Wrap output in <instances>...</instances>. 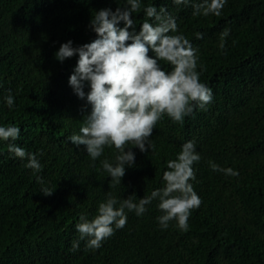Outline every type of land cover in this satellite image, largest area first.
Masks as SVG:
<instances>
[{
    "label": "trees",
    "instance_id": "obj_1",
    "mask_svg": "<svg viewBox=\"0 0 264 264\" xmlns=\"http://www.w3.org/2000/svg\"><path fill=\"white\" fill-rule=\"evenodd\" d=\"M143 3L176 17L178 31L197 49L200 82L213 100L182 123L159 120L150 137L154 151L133 148L136 166L113 184L101 161L114 162V148L106 146L93 162L83 146L67 142L90 109L68 85L77 58L61 64L54 53L68 40L79 46L95 39L90 17L115 10V0H0V124L20 128L16 143L37 154L44 182L0 142V264H264V0H227L219 16H193L190 5L172 0ZM133 16L139 29L143 11ZM9 90L11 110L3 102ZM187 141L201 157L189 181L201 204L187 232L175 220L161 229L153 200L141 216L127 212L125 226L100 248L86 250L81 241L71 251L82 214L94 218L109 193L138 202L162 187L166 162ZM209 161L238 174L214 172ZM42 186L53 194L44 196Z\"/></svg>",
    "mask_w": 264,
    "mask_h": 264
},
{
    "label": "clouds",
    "instance_id": "obj_2",
    "mask_svg": "<svg viewBox=\"0 0 264 264\" xmlns=\"http://www.w3.org/2000/svg\"><path fill=\"white\" fill-rule=\"evenodd\" d=\"M117 7H104L90 17L87 28L95 39L79 46L72 40L61 43L54 58L61 64L67 59L77 58L68 78L73 94L85 102L90 111L78 133L67 137L77 148L83 150L95 162L104 153L105 147L116 150L114 162L101 161L104 172L113 184H121L126 170L135 167V152L154 151L150 137L159 120L165 115L173 122H183L195 109L205 110L213 100L212 89L200 82L197 71L198 55L190 40L178 31L176 17L161 6L144 5L143 0H115ZM176 6H191L193 16H219L227 0H172ZM143 11L145 19L139 25L134 13ZM228 29L221 33L219 47L224 49V38ZM202 39L201 33H196ZM164 62L171 67L165 71ZM201 71L203 66L201 65ZM4 105L11 110L14 96L9 90L3 97ZM20 128L14 124H0V142H5L13 158L26 161L37 182L43 185L38 175L42 165L37 154L27 152L16 141ZM201 157L193 141L181 145L175 159L166 162L163 186L138 199L118 200L111 193L99 203L97 215L91 220L86 215L79 217L75 225L79 239L72 242L71 251L79 249L83 241L85 249L96 250L102 242L122 229L127 222V212L143 215L146 205L157 200L162 213L157 222L167 229L175 220L176 227L187 232V223L192 210L201 200L189 182L195 180L194 163ZM214 172L235 176L232 168H221L209 161ZM49 187L42 186L44 196L53 194ZM127 210V211H126Z\"/></svg>",
    "mask_w": 264,
    "mask_h": 264
}]
</instances>
